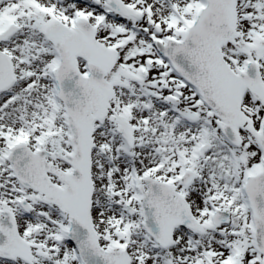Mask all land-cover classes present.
Returning <instances> with one entry per match:
<instances>
[{
    "label": "snow or ice",
    "instance_id": "6c2138e0",
    "mask_svg": "<svg viewBox=\"0 0 264 264\" xmlns=\"http://www.w3.org/2000/svg\"><path fill=\"white\" fill-rule=\"evenodd\" d=\"M0 264H264V0H0Z\"/></svg>",
    "mask_w": 264,
    "mask_h": 264
}]
</instances>
